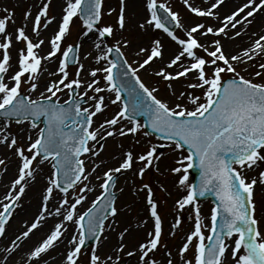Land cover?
<instances>
[{"label":"snow or ice","instance_id":"1","mask_svg":"<svg viewBox=\"0 0 264 264\" xmlns=\"http://www.w3.org/2000/svg\"><path fill=\"white\" fill-rule=\"evenodd\" d=\"M183 2L195 16L217 23L201 22L186 27L179 13L167 4L145 0L146 16L135 27L143 33L149 29L162 30L178 50L165 60L164 45L154 38L136 51L135 55L141 57L135 61L136 67L128 62L121 50L127 48L131 40L121 36L112 46L105 40L117 31L127 30L125 0H120L115 24H101L104 0H64L58 21L56 16L49 15L52 0H41L34 16L31 6L23 12L20 25H16L14 10L0 9L4 13L0 16V114L6 118L0 123V146L14 150L19 160L17 176L0 199V238H7V226L15 210L22 207L21 199L29 182L36 181L40 165L48 162L52 169L41 193L38 214L31 223L25 222V229L10 240L11 247L0 249L2 264H8L11 255L21 246L18 242L28 239L46 215L61 217V220L29 250L25 264H54L56 257H45L64 242L67 223L76 225V231L67 238L61 264L65 261L66 264H82L84 256L87 259L83 264H123L125 256L136 257L137 253V264H174L171 250L162 243L161 203L154 198L153 188L148 183L137 189L146 193L147 219H140L136 227L143 228L149 219L152 221L145 239L135 249L125 252L124 238L130 229L126 226L118 233V244L113 253L104 258L98 254L106 221L119 214L113 191L117 174L131 171L143 180L150 169L159 173V162L164 153L158 149L162 147L179 153L174 166L166 169L179 174L177 185L185 190L174 207L182 212L190 206L192 215L189 218L194 220L177 250L181 264H225L229 253L233 264H264V232L256 215L255 200L257 186L264 189V62H255L257 57L264 61V28L252 33L248 31L256 15L264 12V0H244L223 16L218 10L225 0H211L208 7L194 6L189 0ZM114 11L116 9L109 8L107 14ZM30 18L31 35L27 31ZM74 18L82 21L83 37H89V34L95 37L93 45L97 54L93 58L98 66L88 70L89 80L81 79V73L85 71V65L80 62L82 45L65 44ZM53 23L56 28L48 38L49 50L41 55L40 49L45 44L42 32ZM10 24L15 26L12 31ZM169 25L183 29L184 35H177ZM244 35L251 41L249 46L235 54L226 53L222 41ZM209 36L216 39L201 42V38ZM14 44L23 45L17 49L15 65L11 55ZM112 53H115L114 58H110ZM91 55V52L86 53L84 59ZM157 61H161L162 66L153 69L151 74L164 82L169 99L160 98L157 93L161 89L149 87L138 74ZM44 62H57V66L54 71H49ZM242 64L246 65L244 71L247 66L257 68L251 74L256 79L237 71ZM70 65L76 69L71 79ZM45 72L58 79L47 81L44 91L36 99L23 94V85H27L30 92L37 91L38 81ZM226 74L232 75L226 77ZM182 78L186 83L177 93L173 82ZM81 88L84 90L80 91ZM65 90L68 99L61 103L58 94ZM105 93L112 94L114 99ZM109 104L118 105L117 110L94 127V118L102 115ZM138 116L146 117V123H141ZM42 117L45 126L41 128L38 122ZM13 122L17 125L27 122L30 130L38 129L35 139L30 134L27 136V147L19 144L17 135L10 131ZM154 134L168 143L157 144L147 139ZM129 136L132 140L127 148L118 144L122 151L117 166L109 167L95 177L102 181L100 195L86 211L79 213L77 206L87 200V192L93 191L89 177L105 163L102 160L97 163L94 159L104 150L101 142ZM140 137L144 138L145 147L137 151ZM82 157L92 163L90 170ZM0 166L7 170L5 158H0ZM193 166L200 170L198 184L188 182V170ZM54 193L60 194L59 202L50 209ZM206 194H214L217 198L211 209L208 235H205L207 226L197 203V198ZM181 223L182 217L177 215L169 234L174 236ZM107 227L115 230L116 224L108 223ZM89 237L95 238L96 248H85ZM161 249H164V259L158 261L156 253Z\"/></svg>","mask_w":264,"mask_h":264},{"label":"rangeland","instance_id":"2","mask_svg":"<svg viewBox=\"0 0 264 264\" xmlns=\"http://www.w3.org/2000/svg\"><path fill=\"white\" fill-rule=\"evenodd\" d=\"M61 0H52V3L50 5L49 15L50 16H56L57 21L59 20L60 16L62 15V9L58 7ZM64 1V0H63ZM41 0H0V9H3L7 7L10 10L15 11V21L16 25H20L23 19V12L28 8L32 7L33 16L36 14V11L38 10V6L40 5ZM126 2V17L128 19V28L123 33L117 31L114 33L112 37H105V40L108 43V46H112L116 40L120 39L121 36L126 37L127 39L131 40L132 43L127 48H122L121 50L124 52L125 57L127 58L128 62L132 64L133 67H136L135 61L141 59V57H137L135 55L136 51H138V48L140 46H147L149 41L158 38L162 41L165 49L164 59L167 60L174 52L178 50V46L171 41V39L167 36L166 33H164L162 30H152L149 29L147 33L141 32L139 29L135 27L137 22H142L143 19L146 16V9H145V0H125ZM159 3H165L167 4L173 11L179 13L181 22L187 27L190 25H194L195 23H205V24H216L217 21L209 19V18H201L195 16V14L191 13L187 7L185 6L183 0H158ZM190 3H192L194 6L197 7H208L210 5L211 0H189ZM244 3V0H225V4L219 8V12L221 16L224 14L230 13L232 10H234L237 6ZM120 6V0H104V15L103 19L101 21V24H115L118 11ZM109 8H114L116 11L112 12L111 15H108ZM3 11H0V16H3ZM14 25H9V30H14ZM31 18L28 21L27 25V31L31 35ZM56 28V23H53L49 26L47 30H44L42 32V38L45 39L46 45H42L40 49V54L44 55L49 49H48V38L53 34V31ZM261 28H264V12L258 13L255 17L253 25L249 26L248 31L249 33L256 32L260 30ZM84 31L82 21L79 18H74L73 23L71 25V34L65 41V44L67 43H80L81 51H80V62H82L85 65V71L81 73V79L82 80H89L90 77L88 75V70H90L93 67H97L98 65L95 63L94 56L97 54V52L94 50L93 40L95 37L92 36V34H89V37H83L82 32ZM175 32L179 36L184 35L183 29H176ZM35 39V38H34ZM213 39H216V37L209 36L206 38H201V42L204 43L206 41H211ZM222 43L225 45V51L228 54H235L242 49L249 46L251 41L249 40L248 35H244L242 37H237L235 40L229 41V40H223ZM22 44H14V47L11 49V55H12V63L15 65L16 58H17V49L22 47ZM91 52L92 55L88 56L87 59H84V56L86 53ZM111 58V57H110ZM58 62V61H57ZM57 62H44L45 67L48 68L50 71H54ZM257 64L261 61L260 57L256 58L255 61ZM104 63V62H101ZM253 62H249V64H252ZM160 66H162L161 61H157L154 63L151 67H146L145 69H141L139 71V76L141 77V80L148 85L149 87L152 86H158L161 90L157 95L160 98L169 99V93L168 90L165 88L164 82L160 81L158 77L152 75L153 69H158ZM246 67V65H240L237 67V71L241 73V75H244L247 78H254L251 74L254 73L257 68L247 66V71H244L243 69ZM15 69H13L14 71ZM70 79L74 78V73L76 71L75 67L70 66ZM171 71V69H170ZM232 74H226V77L231 76ZM51 79H58V77H51L48 74L46 75V72L43 74L42 78L39 83V88L35 92H30L28 90L27 85L22 86V91L25 92L27 95H30L33 99H36L39 97L40 92L44 91V84L51 80ZM186 83L183 78L180 81L173 82L174 88L177 90V93H179L180 90H182V85ZM101 86H103V82H101ZM84 89L81 88L80 91H83ZM196 94L199 95L200 91L197 90ZM89 95H92L91 92H89ZM106 96H112L110 93H105ZM60 101H64L68 99V93L67 90H65L63 93L58 94ZM114 99V96H112ZM107 103V100H106ZM87 106V105H84ZM118 108V105H112L109 104L108 108L105 110V112L101 115L98 114L97 117L94 118V127L97 126L105 117L111 116ZM142 123V121H141ZM28 125L27 122L17 125L16 123L11 124L10 131L17 135L19 144L23 145L24 147H27V128L25 126ZM40 127V126H39ZM38 129H36L35 135H31L33 139H35ZM141 138V144L137 146V151H142L145 147V140L144 138ZM147 139H150L153 143L157 144H167V141H161L156 136L152 135L148 137ZM132 140V137H126V138H109L104 143V150L101 152L100 156L97 158H94L97 163H99L101 160L105 163L101 164V167L97 169L96 173H92V175L89 177V184L90 187L93 188V191L87 192V200L82 202L81 205L77 206V211L79 213H83L92 203V201L100 195L102 189H100L99 184L102 182L101 180L92 181L91 177H96V175H102L103 171H105L109 167L117 166L118 164V157L122 151L120 147H118V144H123L125 148H127ZM159 149H163L160 152L164 153V156L161 158V161L159 162V169L160 172L157 173L154 169H150L148 172H146L143 180L133 175L131 171L129 172H123L118 174L117 184L115 191L118 194L117 197V203L116 206L119 209V214L115 218H109V221H107L105 225V233L101 237V243L100 247L98 248V254L101 255L102 258L111 255L113 253V249L118 244V233L123 230L124 227L130 226L129 233L124 238V243L127 245L125 248V252L129 250H133L137 247V245L143 241L146 237V232H139L136 228V224L134 223L136 220L145 219L147 218V212L145 210V195L146 193L143 191H137V189L142 186L143 183H148L152 186L153 192H154V198L157 199L161 203L160 208V214L163 219V235H162V243H165L168 245L169 249L172 252V257L174 260V264H181V261L179 257L177 256V250L182 245L183 239L190 231V229L193 226V219H190L189 217L192 215V208L189 206L182 212H178L177 209L174 207L175 201L179 199L181 196L185 194V190L178 187L177 185V179L179 174H172L168 171H166L167 168H170L174 166V159L179 157L178 152H172L171 149L167 147H162ZM158 149V150H159ZM9 153H12L14 157L16 155L14 154V150H9ZM184 154H187L185 151ZM0 158H5L7 160L8 157L6 155H2ZM17 158V157H16ZM86 167L90 170L92 167V163L86 158ZM46 163V162H45ZM43 168V170H41ZM52 172L51 166L46 167L44 163L42 166H40V172L39 174H43L45 176H50ZM18 173V168L13 172L12 178L15 179ZM5 174L4 167L0 166V183L3 179V176ZM250 175H255L254 173H250ZM188 176H189V183H192V177L188 170ZM163 186L161 188L160 186ZM37 189V188H36ZM35 189V191H36ZM28 191H32V187L29 186V188L26 189L27 193ZM42 193V190H40ZM74 190H71L72 192ZM38 192V191H37ZM25 195V194H24ZM60 196V194H59ZM59 199V198H58ZM73 197L70 196V200H72ZM255 200L257 204V211L256 215L260 219V228L261 231L264 232V189H262L260 186H257L256 188V194H255ZM24 201V196L21 199V202ZM20 202V203H21ZM59 202V200H58ZM200 210H201V217L203 220V223L207 226L205 228V235L210 234L208 229L211 227V209L214 207L213 203L211 201H203V202H197ZM41 201H39V208H40ZM180 215L182 217V223L179 228L175 230V235H170V226L174 223V218ZM31 219L28 221L30 223ZM108 223H115L116 227L115 230H109L107 225ZM76 228V225H75ZM25 229V227H24ZM76 231V230H75ZM75 231H67L65 234L68 235L70 238L72 234L75 233ZM235 238V237H234ZM233 238V239H234ZM96 248V243L92 244L86 249H93ZM164 249H161L160 252L156 253V259L158 261H162L164 257L162 256ZM123 255V254H121ZM191 252L188 253V256L191 257ZM139 253H137L136 257H124L123 258V264H137ZM129 258V259H128ZM87 256H84L82 258V264L83 261H86ZM15 264H25L24 260H19ZM66 264V261L64 262ZM225 264H233V261L231 259L230 253L228 255V259L226 260Z\"/></svg>","mask_w":264,"mask_h":264},{"label":"bare ground","instance_id":"3","mask_svg":"<svg viewBox=\"0 0 264 264\" xmlns=\"http://www.w3.org/2000/svg\"><path fill=\"white\" fill-rule=\"evenodd\" d=\"M59 8L64 7V1L61 0L60 4L58 5ZM46 45V43L44 44ZM43 45V46H44ZM50 71V70H49ZM48 73L46 72V75ZM42 121V119L40 120ZM0 123H3L0 121ZM28 135H35L36 129H29V125H26ZM35 131V132H34ZM38 132V131H37ZM6 155V166L7 170L5 174L2 175L3 179L0 183V199L8 192L11 182L14 180L12 178L13 172L19 167V160L18 158L14 157L12 153L8 152V148L6 146H0V157L2 155ZM44 165L46 167L50 166L48 162ZM42 166V164L40 165ZM5 167V166H3ZM40 171L37 173V179L35 182L30 181L29 185L32 187V191H28L26 195H24V201L21 202L22 207H19L15 210L13 217L11 218L9 225L7 226V238L0 239V249L5 247H11L10 240L14 239L17 234L21 232V230L25 227V222L28 223L29 219H33L39 211V201H41V191L46 187V179L48 176L43 174H39ZM92 181H96L94 177H91ZM37 188V189H36ZM36 189V191H35ZM38 191V192H37ZM58 193H54V199L50 201L49 208L54 209V206L58 204ZM6 202V201H5ZM147 219V218H145ZM61 217L55 216H47L45 220L42 222L41 226L34 230L30 237L26 240L19 241L18 243L21 245L19 249L15 253H13L10 257L8 264H15L18 260H26L27 254L29 250L40 241L49 233L50 229L53 228L54 224L60 222ZM32 222V221H31ZM139 221L136 220L134 223L137 225ZM67 231H75V225L72 223L66 224ZM152 227V221L149 219L148 224L145 225L143 228H136L139 232H147ZM68 235L65 234L64 242L59 244L58 247L50 250L47 254L45 259H50L51 257H56L54 264H61L60 257H62L65 251V245L67 243ZM2 257L3 253L0 252V264H2ZM129 259V258H128Z\"/></svg>","mask_w":264,"mask_h":264},{"label":"water","instance_id":"4","mask_svg":"<svg viewBox=\"0 0 264 264\" xmlns=\"http://www.w3.org/2000/svg\"><path fill=\"white\" fill-rule=\"evenodd\" d=\"M124 96H125V98H127V93H124ZM139 117H144V116H138V118ZM144 118L146 120V117H144ZM41 119L44 121V118L43 117ZM44 124H45V121H44ZM149 130H151V129H149ZM191 171H192V173L194 175V184H198L199 183V180H200V170H199V168L196 167V166H193L191 168ZM206 198H212L217 203V198H216V196L214 194H206L205 196L198 197L197 199L202 200V199H206ZM93 240L94 239H91V240H88L87 242H92Z\"/></svg>","mask_w":264,"mask_h":264}]
</instances>
